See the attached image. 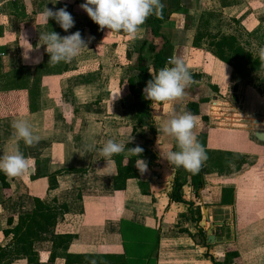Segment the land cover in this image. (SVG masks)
Instances as JSON below:
<instances>
[{
  "label": "crops",
  "instance_id": "0c3cea01",
  "mask_svg": "<svg viewBox=\"0 0 264 264\" xmlns=\"http://www.w3.org/2000/svg\"><path fill=\"white\" fill-rule=\"evenodd\" d=\"M84 2L0 0V156L17 147L12 127L16 120H26L39 136L32 146L23 141L18 144L19 151L33 162L32 171L15 178L5 175L7 187L0 185V247L10 240L2 230L13 227L17 216L30 212L32 200L38 199L60 211L53 234L73 236L66 250L56 251L52 262L48 261L51 243L35 242L33 250L40 264H63L65 254L103 255L107 263L128 264L132 257L123 247L122 225L127 231L157 234L156 249L149 256L153 264H211L209 257L222 262L223 252L211 253L201 245L193 253L187 247L181 250L189 240L185 233L195 234L196 224L206 238L207 225L212 223L215 243L206 245L216 246L227 243L221 236L223 227L232 231L238 222L230 243L239 264H264V208L257 191L259 183L264 186V168L257 169L260 163L264 165V137L257 136L264 134V98L218 61L203 42L193 46L197 24L207 16L209 23L214 19L230 22L232 28L219 33H236L264 47V0H161L158 36L144 23L132 38L101 30L80 9ZM45 7H66L74 26L64 32L54 20L44 24L39 13ZM209 30L213 31L210 25ZM49 31L61 37L79 31L87 49L69 62L50 65L39 41L40 34ZM165 40L170 51L163 67L169 57L178 56L192 75H198L193 77L197 83L183 99L151 103L143 95L149 81L144 72L152 76V55ZM138 56L144 64L138 65ZM190 103L194 104L190 112L196 111L200 118L194 131L208 159L201 168L203 185L197 194L187 184L179 190L181 199L192 203L187 208L171 201L161 186L171 173L163 156L176 149L172 138L158 129L174 113L187 111ZM130 138L126 148L139 145L143 153L120 155L153 166L147 165L141 173L135 162L138 179H127L122 191H114L115 165L98 150L109 139L127 142ZM52 181L54 186L49 187ZM139 182L147 188L146 195ZM225 188H232V201L221 205ZM237 210L255 216L240 222ZM7 218H11L10 226ZM171 248L175 250L165 252ZM96 261L101 263V259ZM142 261L145 264V258ZM10 264L26 263L19 259Z\"/></svg>",
  "mask_w": 264,
  "mask_h": 264
},
{
  "label": "clouds",
  "instance_id": "9594fccd",
  "mask_svg": "<svg viewBox=\"0 0 264 264\" xmlns=\"http://www.w3.org/2000/svg\"><path fill=\"white\" fill-rule=\"evenodd\" d=\"M79 7L101 30L122 32L132 38L149 16L162 18L164 5L161 0H85ZM39 15L44 24L47 25L49 20H54L64 32H68L74 26V18L66 7L57 10L45 7ZM39 41H43L40 45L45 46L50 65L69 62L79 55L82 49H87L85 40L79 31L63 37L59 33L49 31L40 34ZM257 55L260 62L259 67L264 69V47L258 49ZM151 77L143 89L144 99L151 103L174 102L183 99L189 95L188 89L197 83L183 59L178 56L169 57L166 66ZM199 119L197 115L188 111L182 114L174 113L158 129L161 134L171 137L175 142L176 150H168L163 156L171 165L172 173L177 168H183L192 174H197L208 159L194 131ZM12 127L17 147L10 154L0 156V172L9 178L29 174L32 171L33 162L19 151V142L23 141L25 145L32 146L39 141V136L33 134L26 120L18 119ZM129 142L131 138L127 142L109 139L98 150V153L109 161L114 155L124 152L129 156L139 157L144 151L143 148L139 145L126 148ZM111 162L114 163V161ZM136 165L141 173L147 171V161L138 159Z\"/></svg>",
  "mask_w": 264,
  "mask_h": 264
},
{
  "label": "trees",
  "instance_id": "16d2710c",
  "mask_svg": "<svg viewBox=\"0 0 264 264\" xmlns=\"http://www.w3.org/2000/svg\"><path fill=\"white\" fill-rule=\"evenodd\" d=\"M163 15V14H162ZM162 18L149 16L145 23L151 26L150 32L155 37L157 35L158 26L161 23ZM209 19L207 16L201 17L197 24L194 37L193 46H198L200 42H203L209 49L210 53L220 62L229 66L234 75L248 83L264 98V79L254 82L252 78L264 74V69L259 67V59L257 53H252L249 48V43L245 42L243 45L237 40L235 36L221 34L209 30ZM260 47L258 46L257 50ZM170 46L163 41V44L156 53L152 55L151 63L154 76L161 68L167 56L169 55ZM138 65L144 64L145 60L140 56L137 57ZM140 71V68H138ZM141 72L142 69H141ZM144 75L152 78L150 75L144 72ZM197 78L198 75H192ZM149 103V102H148ZM194 108V104L190 103L186 105V109L190 112V109ZM146 112V111H145ZM195 114L196 111H191ZM114 161L116 173L112 178V188L114 191H122L127 179H138V171L135 167V158L122 157L120 154L114 155L111 158ZM149 167L153 164L147 162ZM176 175L173 181V189L168 198L175 203H182L187 208L192 206V203L185 202L179 196L180 188L187 184L194 194L202 188L203 181L201 176V170L197 174H192L183 168L176 169ZM0 185L1 187H7L5 183V174L0 172ZM53 178V177H52ZM51 178V179H52ZM53 180V179H52ZM53 182V181H52ZM49 184V187L54 186V182ZM139 189L143 195L147 194V188L142 183H138ZM223 199H221V205L231 204L232 201V188H225L221 190ZM226 200H225V198ZM33 209L28 213H21L17 216V223L11 227L2 230L3 237H10L9 242L0 247V264H10L15 260L24 259L26 264H40L38 262L37 255L33 250V244L39 241H49L51 243V251L48 257V261L52 262L56 251L66 250L68 244L73 239L72 235H54L53 226L56 218L59 216L60 211L56 208H49L47 205L41 203L38 199H33ZM195 222L199 221V216L194 219ZM7 226L11 224V218L6 219ZM197 227L195 234L198 236L199 243L202 247L208 248L209 245L204 244L205 235L202 233V229ZM188 237L193 235L186 233ZM223 259L229 264H239V257L233 246H226L223 249ZM207 254L205 253L204 256ZM96 259H101L100 264H112L105 262V256L101 255H70L65 254L63 256V264H75L79 261L92 262ZM103 259V260H102ZM211 264H221L216 262L212 257H209Z\"/></svg>",
  "mask_w": 264,
  "mask_h": 264
},
{
  "label": "rangeland",
  "instance_id": "374dc122",
  "mask_svg": "<svg viewBox=\"0 0 264 264\" xmlns=\"http://www.w3.org/2000/svg\"><path fill=\"white\" fill-rule=\"evenodd\" d=\"M210 27L213 29V32H221L222 30H227L226 27L228 28H232V26L230 25V22L228 21H223V20H212L210 22ZM237 38V40L243 45V43L246 42L245 38H240L236 33L234 34ZM248 43H249V50L252 51V53H257L258 50V46L256 44V42L252 41V38H250V40L248 39ZM254 80L255 83H257V81H259L261 79V81L264 79V74L258 75L254 78H252ZM238 168H241L240 165H237ZM264 165L261 166V163L257 166V169H263ZM237 171V170H235ZM249 180V179H248ZM247 179H244L245 182L248 181ZM243 182V183H245ZM254 182H257L254 180ZM260 197H258L260 200L262 198V201L260 202V207L264 208V186L261 185V183H259L258 185V190ZM250 194V192H249ZM255 198V197H254ZM256 200V199H255ZM253 200V201H255ZM252 201V202H253ZM251 203V201H250ZM263 203V204H262ZM254 204V203H253ZM252 206V204H250ZM259 204L254 205L253 207L256 208L258 207ZM247 211V210H246ZM244 210V212L242 211L240 213L239 210L236 211V217L239 219L240 222H243L246 218H254L255 213L251 215V211L246 212ZM245 218V219H244ZM241 219V220H240ZM244 219V220H243ZM238 225L239 222L237 223V227H235V229H238ZM234 227V226H233ZM234 228H232L231 230H228V228L223 227V231L221 232V236H225L226 237V241L227 243L223 244H219L216 246H209L208 247V251H210L211 253H220L222 251H224V247L226 246H231V237L233 236V232L235 230ZM122 233H121V237H122V242H123V247L126 250V253L132 257L131 260L128 261V264H144V262L142 261L145 258V264H153V260L149 259V256L151 254H153V252L156 249L157 246V234L153 231H142V230H132V231H127L126 229H124V226L122 225V229H121ZM186 234V233H185ZM197 234H193V237H188L185 235L184 238L189 239L187 244L186 242L183 244L185 245V248H182L181 250L183 251H187L186 247L191 250V253L198 251L200 249V243H199V237L196 236ZM233 238V237H232ZM191 242V243H190ZM178 249V248H177ZM173 250H175V248H171L168 251L165 252H172ZM179 251V249H178ZM170 257V256H168ZM171 258V257H170ZM218 256H215V259H217ZM222 262L221 264H228L224 261V259L222 258Z\"/></svg>",
  "mask_w": 264,
  "mask_h": 264
},
{
  "label": "water",
  "instance_id": "95a60500",
  "mask_svg": "<svg viewBox=\"0 0 264 264\" xmlns=\"http://www.w3.org/2000/svg\"><path fill=\"white\" fill-rule=\"evenodd\" d=\"M257 136L261 139H263L264 137V134L263 133H259L257 134ZM170 175L169 177L167 178L166 181L162 182L161 183V186L163 187L164 189V194L165 195H169L171 192H172V184H173V181H174V173H172V171L170 170ZM203 213L205 214L206 211L203 209ZM205 219L207 220V218L205 217ZM201 227H204L205 226V222H202L200 224ZM212 228H213V224L212 223H208L207 225V228H206V238H205V244H214L215 243V239H214V236L212 234Z\"/></svg>",
  "mask_w": 264,
  "mask_h": 264
},
{
  "label": "built area",
  "instance_id": "2783aa9c",
  "mask_svg": "<svg viewBox=\"0 0 264 264\" xmlns=\"http://www.w3.org/2000/svg\"><path fill=\"white\" fill-rule=\"evenodd\" d=\"M167 60H168V59H167ZM167 60H166V61H167Z\"/></svg>",
  "mask_w": 264,
  "mask_h": 264
}]
</instances>
